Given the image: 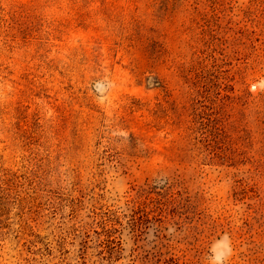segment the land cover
Here are the masks:
<instances>
[{
	"label": "rangeland",
	"instance_id": "374dc122",
	"mask_svg": "<svg viewBox=\"0 0 264 264\" xmlns=\"http://www.w3.org/2000/svg\"><path fill=\"white\" fill-rule=\"evenodd\" d=\"M225 233L264 264V0H0V264H210Z\"/></svg>",
	"mask_w": 264,
	"mask_h": 264
},
{
	"label": "clouds",
	"instance_id": "9594fccd",
	"mask_svg": "<svg viewBox=\"0 0 264 264\" xmlns=\"http://www.w3.org/2000/svg\"><path fill=\"white\" fill-rule=\"evenodd\" d=\"M223 249L222 252L217 251V247ZM210 256V264H226V261L232 255V242L231 238L225 233L221 236L220 240L217 241V244L213 245Z\"/></svg>",
	"mask_w": 264,
	"mask_h": 264
}]
</instances>
